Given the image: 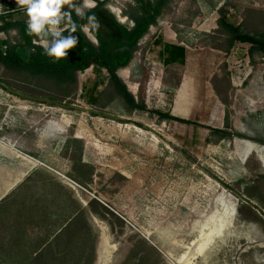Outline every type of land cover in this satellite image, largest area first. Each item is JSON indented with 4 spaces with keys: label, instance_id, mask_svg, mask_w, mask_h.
I'll list each match as a JSON object with an SVG mask.
<instances>
[{
    "label": "rangeland",
    "instance_id": "obj_1",
    "mask_svg": "<svg viewBox=\"0 0 264 264\" xmlns=\"http://www.w3.org/2000/svg\"><path fill=\"white\" fill-rule=\"evenodd\" d=\"M135 4L110 0L87 36L99 33L120 51L117 17L132 21ZM0 6L7 20L27 21L16 0ZM221 9L245 33L264 35V0H171L118 72L151 110L195 124L129 112L99 67L79 72L64 93L0 64V79L14 89L77 107L0 87V264H97L101 228L116 246L110 264H264V161L253 150L264 147V55L248 44L229 49ZM156 35L162 55L150 50ZM5 41L27 54L18 30L0 34L3 51ZM49 123L65 131L45 132Z\"/></svg>",
    "mask_w": 264,
    "mask_h": 264
},
{
    "label": "trees",
    "instance_id": "obj_2",
    "mask_svg": "<svg viewBox=\"0 0 264 264\" xmlns=\"http://www.w3.org/2000/svg\"><path fill=\"white\" fill-rule=\"evenodd\" d=\"M109 1L96 0L98 4L97 8L87 15L97 13ZM135 2L136 4L132 7V11L127 14L135 22V26L129 30V28L116 22L117 27L124 33L123 40L120 42L123 47L116 53L111 51V42L104 39L99 33H94L98 41V44H95L84 31L80 30L79 26L85 25L87 22V15L81 19L73 11L72 18L78 25V30L74 35L78 36L79 41L77 46L69 51L67 58L59 61L48 57L42 47L33 43L35 37L27 34L26 21H9L4 15H1L0 34L5 33L9 35L12 30H18L22 39L19 47L25 48L27 54L17 52L16 47H12L9 41H5L4 44L7 50L3 51L0 47V64L6 69L19 74H28L33 78L57 84L63 88L62 92L64 93L73 87H77V74L79 72H86L92 67H99L108 72L110 76V89H112L116 98H121L125 102L129 112L141 111L156 114L163 120L195 124L188 120L173 117L170 113L151 110L145 101L144 93H140L139 97L136 98L124 80L118 75L120 70L128 68L131 65L138 45L149 34L151 27L158 24L159 18L169 7L171 0H135ZM219 14L221 18L218 23L229 35V49L235 46L236 43L248 44L251 46L252 53L261 52L264 55V35L253 36L245 33L240 25L227 18L228 11L225 9H221ZM67 34V32L64 33L65 36ZM160 39L162 38L160 37ZM214 132L220 134L223 138L230 136L227 131L216 129ZM89 207L92 214H99L92 203L89 204ZM84 211V208L80 209L74 222L76 225L84 219ZM148 247L156 251L151 245H148ZM139 261L143 263L145 258H141Z\"/></svg>",
    "mask_w": 264,
    "mask_h": 264
},
{
    "label": "clouds",
    "instance_id": "obj_3",
    "mask_svg": "<svg viewBox=\"0 0 264 264\" xmlns=\"http://www.w3.org/2000/svg\"><path fill=\"white\" fill-rule=\"evenodd\" d=\"M16 3L25 12L26 31L28 35L35 37L33 43L42 47L45 54L55 61L66 59L69 51L78 44L79 38L74 35L78 25L72 18L73 11L83 19L86 9L91 10L97 6L96 0H82L81 3H77V0H16ZM106 7L111 10L110 5ZM117 19L120 23L127 21L126 17ZM127 23L129 30L135 26L134 21ZM100 27L94 14L87 15V24L79 26L86 34L98 31ZM65 32L68 33L67 36L64 35ZM93 42L98 43L95 40Z\"/></svg>",
    "mask_w": 264,
    "mask_h": 264
},
{
    "label": "bare ground",
    "instance_id": "obj_4",
    "mask_svg": "<svg viewBox=\"0 0 264 264\" xmlns=\"http://www.w3.org/2000/svg\"><path fill=\"white\" fill-rule=\"evenodd\" d=\"M66 125L62 124V123H49L47 127H45V132H49V131H54V130H60V132L65 131ZM48 135V134H47ZM44 136V135H43ZM253 150L261 157V159H263L264 161V147L259 146L253 147ZM264 163V162H263ZM236 207V206H235ZM234 214L231 215V220H233L234 215H235V209H234ZM103 232H102V240H101V246L99 249V264H110L111 262V256L113 254V252L116 249L115 245H112L109 243V238L107 237V233L105 232V229L102 228ZM194 245V244H193ZM192 246V245H191ZM188 247L187 250H191L192 251V247ZM203 247V245H201ZM204 252V251H203ZM202 252V253H203ZM200 253V252H199ZM188 253L186 252L185 255L181 258V260L185 261L188 257L186 256ZM194 257L196 255V253L192 254ZM197 256V255H196ZM192 260V259H191ZM180 261V260H179ZM181 261V262H182ZM97 262V264H98ZM186 262V261H185ZM184 262V263H185ZM192 262V261H191ZM190 262V263H191ZM183 263V262H182Z\"/></svg>",
    "mask_w": 264,
    "mask_h": 264
},
{
    "label": "water",
    "instance_id": "obj_5",
    "mask_svg": "<svg viewBox=\"0 0 264 264\" xmlns=\"http://www.w3.org/2000/svg\"><path fill=\"white\" fill-rule=\"evenodd\" d=\"M0 87L5 89L10 94L21 98L22 100H28V101H32V102H36V103L47 104L49 106H56V107H59V108H62V109H76L77 108L74 105H67L64 102H61V101H58V100H53V99L48 98V97H38V96L25 94L22 91L14 89L13 87H11L7 82H5L2 79H0ZM80 110L82 112H86V113H95V111H93L91 109L80 108ZM94 219H95V222L98 223V220L96 218H94ZM98 226H99V228H101L100 225H98ZM101 230H102V228H101ZM101 240H102V236H101ZM100 246H101V242H100ZM100 246H99V249H100ZM112 258H113V254L111 256V262L113 261ZM98 260H99V251H98Z\"/></svg>",
    "mask_w": 264,
    "mask_h": 264
},
{
    "label": "crops",
    "instance_id": "obj_6",
    "mask_svg": "<svg viewBox=\"0 0 264 264\" xmlns=\"http://www.w3.org/2000/svg\"><path fill=\"white\" fill-rule=\"evenodd\" d=\"M151 30V29H150ZM174 37L175 36H172L171 38L172 39H174ZM161 41V43H160V41ZM165 42V40L164 39H160V37L158 36V35H156L154 38H153V41L151 42V44H150V50H152V51H156L157 49V51H159V50H161L160 51V53H161V55L162 54H164V52H162V49L160 48V46L163 44ZM164 50V49H163ZM153 53H155V52H153ZM125 80V79H124ZM126 84H127V86H128V88H129V90L134 94V96L136 97V98H138L137 97V95H135L136 94V89H135V86H129V82H127L126 80L124 81ZM135 85V84H134Z\"/></svg>",
    "mask_w": 264,
    "mask_h": 264
}]
</instances>
